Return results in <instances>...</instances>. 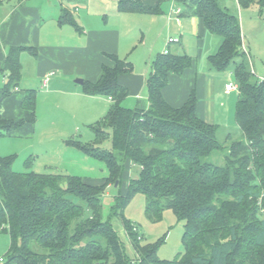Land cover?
<instances>
[{
    "label": "trees",
    "instance_id": "obj_1",
    "mask_svg": "<svg viewBox=\"0 0 264 264\" xmlns=\"http://www.w3.org/2000/svg\"><path fill=\"white\" fill-rule=\"evenodd\" d=\"M9 0H0V5ZM240 7L264 0H236ZM182 15H196L205 28L220 37L218 49L207 56L210 68L222 71L234 64L238 89L235 121L241 139L227 134L217 139L218 125L196 113L192 90L180 106L162 95L170 74H181L191 63L185 53H158L146 80V109L122 104L127 88L119 76L132 72L125 58L109 55L94 82L84 80L83 92L111 98L107 112L90 125L93 143L70 139L68 144L105 162V184L122 178L126 167L139 166L130 177L127 192L114 199L103 218L104 185L66 173L15 171L13 157L0 156V231L9 234L10 247L0 264H264V78H255L246 62L238 16L218 0H182ZM119 12L152 14L156 8L138 0L119 1ZM60 22L73 23L67 11ZM22 51L35 55L34 46H11L0 66L4 83L0 106L21 80ZM19 120L5 119L0 112V135L36 120V91L24 90ZM109 139L110 148L102 144ZM225 151L224 164L207 157ZM31 164L30 158L24 162ZM141 192L148 215L160 217L172 209L184 221L182 252L174 259H159L156 245L143 244L137 227L124 221L133 249L126 251L111 218L122 215L130 195Z\"/></svg>",
    "mask_w": 264,
    "mask_h": 264
},
{
    "label": "crops",
    "instance_id": "obj_2",
    "mask_svg": "<svg viewBox=\"0 0 264 264\" xmlns=\"http://www.w3.org/2000/svg\"><path fill=\"white\" fill-rule=\"evenodd\" d=\"M119 1L124 0H9L0 5L3 8L0 17V66L11 46L28 45L37 50L35 55L21 52V80L1 103L2 117H25L22 96L24 90L34 89L38 119L42 97L58 100L57 109L79 108L88 122H95L105 115L112 100L87 95L82 84L78 83L79 87H76L70 86L69 82L73 77L94 82L103 65H112L109 55L130 57L135 65L139 55L144 54L145 60L148 59L149 68L141 65L134 73L119 76V82L128 91L122 104L146 109L149 105L146 80L152 71V61L165 49L176 54L185 53L191 59L181 74L169 75L162 89V95L170 105H182L194 90L196 113L201 119L215 122L220 95H225L226 102L222 104L220 101V106L226 104L225 112L229 111L231 96L238 89L227 90L225 86L231 83L230 79L219 75V70L210 68L206 59L218 49L220 37L210 33L198 16L182 15L185 7L182 0H138L156 8L152 14L119 12ZM233 1L239 7L237 1ZM234 9L228 10L237 13L235 6ZM62 11L69 13L73 23L60 22ZM175 38L177 41L169 42ZM193 46L195 50L191 51ZM243 46L249 55L244 43ZM24 60L30 65V81H27ZM38 83L41 89L37 88ZM218 111L222 112L220 108Z\"/></svg>",
    "mask_w": 264,
    "mask_h": 264
},
{
    "label": "rangeland",
    "instance_id": "obj_3",
    "mask_svg": "<svg viewBox=\"0 0 264 264\" xmlns=\"http://www.w3.org/2000/svg\"><path fill=\"white\" fill-rule=\"evenodd\" d=\"M219 4L228 9H234L240 22L243 43L246 46L248 54H246V62L251 70H254L255 78H264V6L256 4L248 7H238L233 0H218ZM235 10V9H234ZM3 14V8L0 6V17ZM1 19V18H0ZM194 51V46L191 47ZM140 50H138L139 53ZM28 55V54H26ZM144 55V54H143ZM143 55H139L136 59V65L130 57L125 58L133 65V73L141 65L149 68L150 62L145 60ZM27 59H30L28 56ZM32 59V58H31ZM30 65L24 60V70L26 71L27 81L31 80ZM144 69V67L142 66ZM234 64L219 72V75L230 79L231 83H235L233 72ZM229 75V76H228ZM58 75L54 77L57 78ZM76 79L81 77L70 78V86L79 87ZM4 81L0 76V91ZM61 83V82H59ZM30 84V83H27ZM33 86V85H32ZM23 87V86H22ZM25 88V87H24ZM35 88V87H34ZM38 89L40 84L38 83ZM42 88H44L42 86ZM13 93V92H12ZM225 95H220L217 100V108L215 113V122L218 125L217 139L221 144H225L227 134H231L233 140L241 139V131L235 121V105L238 97V91L235 90L231 96V106L229 111L220 106L226 103ZM58 100L42 99L39 104V119L36 117L34 124L24 123L20 127L11 130L9 133L2 132L0 135V156L13 157L12 168L15 171L33 170L39 173H66L77 175L90 184L104 185L102 194L103 218L106 219L110 206L114 199L127 192V182L130 177H137L139 166L132 164L126 167L125 172L118 183V180L105 184V177L108 169L104 161L94 158L73 145L67 143L73 139L81 143H93L94 134L90 125L94 121L88 122L84 117V112L76 107H68L65 109H57ZM219 108L222 112H219ZM2 110V105L0 106ZM93 109V108H92ZM0 112L2 113V111ZM63 110V113L62 111ZM19 120V119H12ZM106 148H110V141L107 139L102 144ZM30 158L31 164L25 167V160ZM207 160L214 164H224L225 151L215 150ZM146 199L143 193L135 192L130 195L125 203L122 215L113 216L111 223L120 239L124 242L126 251L131 256L133 249L124 229L123 222L129 221L135 225L142 235L143 244L156 245V255L159 259H174L179 256L183 250L181 238L184 232V221L176 217L172 209L162 211L160 217L148 215L145 211ZM10 247L9 234L0 231V257H5Z\"/></svg>",
    "mask_w": 264,
    "mask_h": 264
},
{
    "label": "built area",
    "instance_id": "obj_4",
    "mask_svg": "<svg viewBox=\"0 0 264 264\" xmlns=\"http://www.w3.org/2000/svg\"><path fill=\"white\" fill-rule=\"evenodd\" d=\"M175 41H177L176 38L175 39H169V42H175ZM167 52H168L167 49H165L163 51V53H167ZM225 87H226L227 90H233V89H236L237 88V85L236 84H233V83H227ZM109 99L111 100V98H109ZM2 260H3V257H0V262Z\"/></svg>",
    "mask_w": 264,
    "mask_h": 264
},
{
    "label": "water",
    "instance_id": "obj_5",
    "mask_svg": "<svg viewBox=\"0 0 264 264\" xmlns=\"http://www.w3.org/2000/svg\"><path fill=\"white\" fill-rule=\"evenodd\" d=\"M76 83L82 84L83 80L82 79H76Z\"/></svg>",
    "mask_w": 264,
    "mask_h": 264
}]
</instances>
